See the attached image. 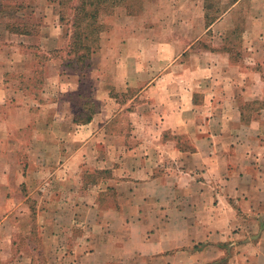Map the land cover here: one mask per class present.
I'll return each instance as SVG.
<instances>
[{"label": "crops", "instance_id": "crops-1", "mask_svg": "<svg viewBox=\"0 0 264 264\" xmlns=\"http://www.w3.org/2000/svg\"><path fill=\"white\" fill-rule=\"evenodd\" d=\"M172 1L187 8L172 31L137 36L126 28L131 17L116 20L127 35L117 50L106 45L116 56L105 65L111 76L95 80L99 106L76 125L61 104L30 109L35 52L61 41L59 6L0 0V264L37 263L32 245L18 240L19 196L24 183L23 200H36L40 179L44 204L37 212L29 204L27 214L42 217V264H264V21L252 18L234 53L227 30L240 1L214 21ZM197 40L209 45L196 48ZM36 114L61 123L41 132L51 136L44 176L32 140L21 182L19 136L38 126L18 121L34 124Z\"/></svg>", "mask_w": 264, "mask_h": 264}, {"label": "rangeland", "instance_id": "rangeland-1", "mask_svg": "<svg viewBox=\"0 0 264 264\" xmlns=\"http://www.w3.org/2000/svg\"><path fill=\"white\" fill-rule=\"evenodd\" d=\"M51 1H53L58 6L59 1L61 0ZM85 1L86 0H72V2H69V0H63L65 6L64 8H61L60 6L57 8L55 5L61 41L58 44L53 45V47L55 46L57 49L49 50L47 54L41 51L35 52V63L32 64V70L34 72L29 78V92L33 97H35L36 102L33 101V108L30 107L31 110L40 109L37 104L42 105L47 102H51V105L61 104L62 107H66L67 113L72 116V119L75 116L78 118H84L86 115L95 112L99 106L97 103H92V89L95 85V80H108V77L109 75L111 76V73L106 67L109 64H114L116 62V56H112L110 58L112 55L110 51L111 49H108L106 45L110 43V47L112 45L115 46L114 43H117V50L120 47L123 37L125 34L127 35L126 31H123L122 27H120V29H116L117 27L114 26L116 20L119 19V21L122 22L121 25L123 26V17H131L127 20L130 24H128L126 28L132 31L131 34L137 36L142 34V28L145 29V33L146 31L150 30L160 31L163 29L165 31H172V26L174 25L179 27V24L175 22L177 21L175 19L177 17V12L181 8V5H179L177 10L173 9L175 4L172 0H116L117 4L113 7L110 13L107 16L102 17L100 20L103 25V31L99 35L97 46L95 45L93 48V50L95 49L94 53H91L89 58L85 59L81 63H76L74 54L69 53L71 36L73 34L72 26L73 22L76 21L75 18L78 17V12L75 11L74 8L79 3H84ZM176 1H179L180 3L188 1L190 6L195 8L192 13L195 18L201 16L203 13V15H206L208 19H215L216 17L220 18V16L223 15V13H221L223 10H228L234 2L240 1L239 4H237L238 6L234 8L229 16V18L231 17V21L233 23L232 26L227 30V42H229L227 47H229L234 53L240 51L242 47L240 41L241 36L238 35L247 30V26H250L252 18H261L264 21V0ZM60 10L63 11L62 14H64L61 16V21L59 17ZM39 11L40 10H37L36 13H39ZM180 13V15L186 16L187 8H182ZM172 19H174L173 22ZM203 25L205 26L204 18ZM196 30L199 31L198 26L195 25V28H192V32L194 33ZM111 33L114 34V40L108 38ZM204 43H207L206 40H197L195 46L197 48L200 45H204ZM207 45L209 44L207 43ZM81 53L82 52L79 54ZM93 68L101 69V71L99 74L95 73L92 71ZM46 116V114H40V116H37L34 124H32V119H20V121H18V125L21 128L30 127L31 129V127L34 125L36 126V124L39 127L35 129L36 132L33 136L27 135L26 133L19 136L20 146L16 154L18 153L17 157L20 162L17 174L20 176L19 180L21 182L22 177L25 178L29 172L26 164V160L28 159L27 147L32 143V140L35 142V155L41 154L36 156V175H40V177L44 176L43 165H41L43 161L42 159L45 158L42 155L45 153L43 151V147L45 144L50 142L51 136H44L41 132H43V127L47 126H51V129L57 131L61 123L60 120L51 121V119ZM28 123L29 126H26ZM52 139L60 141L61 138H56L53 136ZM73 143L75 147L77 144H79L77 141H74ZM14 170L16 171V169ZM72 171V175H75L77 170L72 168ZM14 176H16L15 172ZM43 180L44 179H40L38 181L39 183H36L37 192L31 196L36 200H33V198H28L29 200H23L22 196H26L27 187L24 183L20 185V215L24 214V216H21L20 219L21 231L18 236V240L20 241L21 245H24V247L26 245H32L30 248H33L32 255L36 259L35 262H37L35 264L43 263L46 250L43 242L45 237L43 236L44 232L41 230L42 217L38 216L36 213L31 214L29 212V214H27V208L28 205H32L33 202L35 204V212H37V210L43 206L44 200L39 199V196L41 197L44 191L48 188ZM55 190L58 191L59 188L56 187ZM71 200L75 202V197H73ZM54 202V200L51 201V206L54 205ZM27 225L29 226L28 228L24 227ZM75 235L76 234L74 233L73 236ZM24 247H21L20 251L24 254H28V247Z\"/></svg>", "mask_w": 264, "mask_h": 264}, {"label": "trees", "instance_id": "trees-1", "mask_svg": "<svg viewBox=\"0 0 264 264\" xmlns=\"http://www.w3.org/2000/svg\"><path fill=\"white\" fill-rule=\"evenodd\" d=\"M72 2V0H69ZM116 0H86L79 3L74 10L77 11L78 17L73 22V34L71 36L70 51L74 54L75 62L81 63L94 53V46H97L99 35L103 31L101 18L107 16L116 5ZM58 6L64 8L63 0L59 1ZM63 11L60 10L59 17ZM214 21L215 19H211ZM210 21V22H212ZM22 32V31H20ZM82 52L81 54H79ZM93 113L86 115L84 118L73 117L72 121L76 125L87 124L91 120Z\"/></svg>", "mask_w": 264, "mask_h": 264}]
</instances>
